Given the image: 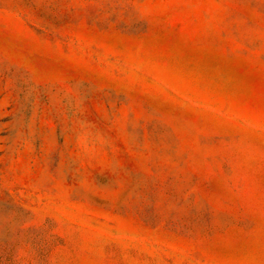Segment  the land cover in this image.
I'll return each mask as SVG.
<instances>
[{"label":"rangeland","instance_id":"rangeland-1","mask_svg":"<svg viewBox=\"0 0 264 264\" xmlns=\"http://www.w3.org/2000/svg\"><path fill=\"white\" fill-rule=\"evenodd\" d=\"M0 264H264V0H0Z\"/></svg>","mask_w":264,"mask_h":264}]
</instances>
